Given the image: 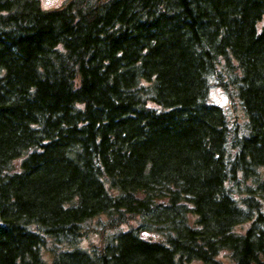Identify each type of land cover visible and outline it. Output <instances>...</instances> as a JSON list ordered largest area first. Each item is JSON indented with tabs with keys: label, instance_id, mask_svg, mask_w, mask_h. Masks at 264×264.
I'll list each match as a JSON object with an SVG mask.
<instances>
[{
	"label": "trees",
	"instance_id": "obj_1",
	"mask_svg": "<svg viewBox=\"0 0 264 264\" xmlns=\"http://www.w3.org/2000/svg\"><path fill=\"white\" fill-rule=\"evenodd\" d=\"M0 264H264V0H0Z\"/></svg>",
	"mask_w": 264,
	"mask_h": 264
},
{
	"label": "rangeland",
	"instance_id": "obj_2",
	"mask_svg": "<svg viewBox=\"0 0 264 264\" xmlns=\"http://www.w3.org/2000/svg\"><path fill=\"white\" fill-rule=\"evenodd\" d=\"M67 0H39L43 9H55L62 6ZM210 98L217 104H225L226 97L219 90L212 87L210 90Z\"/></svg>",
	"mask_w": 264,
	"mask_h": 264
},
{
	"label": "bare ground",
	"instance_id": "obj_3",
	"mask_svg": "<svg viewBox=\"0 0 264 264\" xmlns=\"http://www.w3.org/2000/svg\"><path fill=\"white\" fill-rule=\"evenodd\" d=\"M243 197V196H242ZM166 200V199H165ZM151 205V204H150ZM194 215V214H193ZM96 218V217H95ZM236 228V227H235ZM76 235V234H75ZM41 251V250H40ZM184 263V262H183Z\"/></svg>",
	"mask_w": 264,
	"mask_h": 264
}]
</instances>
